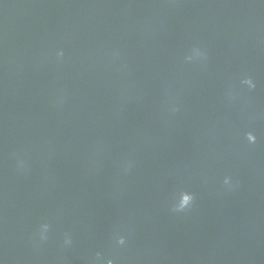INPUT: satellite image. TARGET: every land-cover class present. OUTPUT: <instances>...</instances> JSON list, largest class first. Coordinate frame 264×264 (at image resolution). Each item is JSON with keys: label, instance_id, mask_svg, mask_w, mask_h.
Returning <instances> with one entry per match:
<instances>
[{"label": "water", "instance_id": "water-1", "mask_svg": "<svg viewBox=\"0 0 264 264\" xmlns=\"http://www.w3.org/2000/svg\"><path fill=\"white\" fill-rule=\"evenodd\" d=\"M109 261L264 264V0H0V264Z\"/></svg>", "mask_w": 264, "mask_h": 264}, {"label": "clouds", "instance_id": "clouds-1", "mask_svg": "<svg viewBox=\"0 0 264 264\" xmlns=\"http://www.w3.org/2000/svg\"><path fill=\"white\" fill-rule=\"evenodd\" d=\"M188 203H189V198H186L185 199V205H183L182 208L183 207H187L188 206ZM109 264H113V262L112 261H109Z\"/></svg>", "mask_w": 264, "mask_h": 264}]
</instances>
